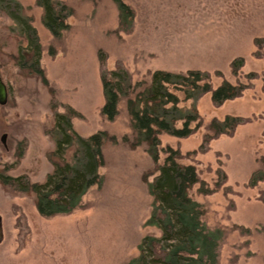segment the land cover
I'll return each instance as SVG.
<instances>
[{"label":"rangeland","instance_id":"374dc122","mask_svg":"<svg viewBox=\"0 0 264 264\" xmlns=\"http://www.w3.org/2000/svg\"><path fill=\"white\" fill-rule=\"evenodd\" d=\"M58 1L73 14L69 30L55 40L35 0H0V77L8 89L7 104L0 106V179L42 184L53 175L61 161L53 157L56 123L79 142L105 131L101 168L74 147L63 154L73 159L72 175L97 174L101 183L71 215L42 218L32 193L0 182V264H127L145 236H159L145 226L152 210L147 184L157 175L148 173L155 166L144 146L123 141L132 140L123 103L114 120L102 114L100 75L114 70L127 72L133 84L158 70H196L212 75L213 88L223 80L246 87L220 108L204 95L195 103L203 126L186 139L162 134L159 140L160 148L177 150L182 164L196 168L192 198L205 208L206 226L223 233L218 264H264V181L248 187L264 155V44H254L264 40V0H122L135 14L129 34L118 31L111 0ZM38 47L47 86L27 77L16 61ZM236 58L243 66L234 75ZM226 116L248 121L202 148L211 119ZM164 159L160 154L159 164Z\"/></svg>","mask_w":264,"mask_h":264},{"label":"trees","instance_id":"16d2710c","mask_svg":"<svg viewBox=\"0 0 264 264\" xmlns=\"http://www.w3.org/2000/svg\"><path fill=\"white\" fill-rule=\"evenodd\" d=\"M111 1L118 11V31L131 33L135 16L133 9L122 0ZM35 3L42 9L45 29L55 40L61 39L69 30L68 20L73 14L72 9L58 0H35ZM262 43L264 44L263 39L254 40L258 48ZM40 52L38 47V50L18 56L16 61L27 77H36L47 86L48 81L40 65ZM253 56L261 58L259 52ZM103 62L104 56L101 55L100 66H103ZM242 66V58L234 59L230 64L232 74L237 75ZM211 76L210 73L196 70L186 73L158 70L150 74L149 81L133 84L128 73L123 70L101 72L104 97L102 114H108L114 120L119 114V105H125L132 140L124 137L123 141L133 149L144 146L155 166L148 174L151 176L157 173L153 181L147 184L152 198V210L145 226L156 229L159 236H145L137 247V256L127 264H218L223 233L206 226L205 208L192 198L191 190L199 184L196 168L182 164V155L177 150L160 148L159 140L162 134L177 139L194 135L203 126L195 103L204 95L210 94L213 107L220 108L226 102L241 97L246 89L242 84L232 85L224 80L213 88ZM215 76H221L220 72H216ZM187 101L192 102L190 107L181 106ZM58 118L57 115L55 121ZM66 121L70 122L68 119ZM247 121L234 116H226L222 120L212 118L206 127L202 148L218 137H231L235 129ZM55 124L51 132L55 144L53 157L61 160L53 164L55 173L48 176L42 184H22L20 179L7 180L5 177L0 179L5 186L32 193L36 211L42 218L71 215L80 208L81 199L87 191L101 183L97 174L72 175L70 162L73 159L65 161V147H74L76 155L88 154L95 168H101L104 163L102 148L107 139L105 131L92 134L79 142L68 128ZM160 154L165 155L161 164ZM258 162V170L249 179V188H256L264 181V155ZM203 191L199 190V193L204 194Z\"/></svg>","mask_w":264,"mask_h":264},{"label":"water","instance_id":"95a60500","mask_svg":"<svg viewBox=\"0 0 264 264\" xmlns=\"http://www.w3.org/2000/svg\"><path fill=\"white\" fill-rule=\"evenodd\" d=\"M8 101V89L3 82L2 78L0 77V106H5ZM4 138H2V142Z\"/></svg>","mask_w":264,"mask_h":264}]
</instances>
